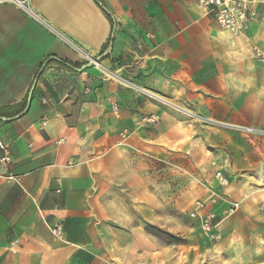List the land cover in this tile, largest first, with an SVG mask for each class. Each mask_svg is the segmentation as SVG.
<instances>
[{
	"label": "crops",
	"instance_id": "1",
	"mask_svg": "<svg viewBox=\"0 0 264 264\" xmlns=\"http://www.w3.org/2000/svg\"><path fill=\"white\" fill-rule=\"evenodd\" d=\"M254 47L264 22L229 34L196 0L0 2V139L19 178L0 176V264H133L152 245L125 194L147 201L148 157L215 158L234 197H264V136L239 129L264 131Z\"/></svg>",
	"mask_w": 264,
	"mask_h": 264
},
{
	"label": "rangeland",
	"instance_id": "2",
	"mask_svg": "<svg viewBox=\"0 0 264 264\" xmlns=\"http://www.w3.org/2000/svg\"><path fill=\"white\" fill-rule=\"evenodd\" d=\"M239 129L264 136L262 130ZM148 158L157 167L143 170L138 193L147 201L125 194L131 208L126 225L138 227L152 245V250L131 251L133 264H264L263 196L234 197L227 165L215 158L174 170ZM151 197L156 208L149 207Z\"/></svg>",
	"mask_w": 264,
	"mask_h": 264
},
{
	"label": "built area",
	"instance_id": "3",
	"mask_svg": "<svg viewBox=\"0 0 264 264\" xmlns=\"http://www.w3.org/2000/svg\"><path fill=\"white\" fill-rule=\"evenodd\" d=\"M2 1L6 0H0V2ZM15 1L20 6H23L25 2V0ZM196 3L206 14L212 15L221 28L233 35H244L249 23L253 20L264 22V0H196ZM253 55L264 64V50L254 47ZM88 60L96 63L91 57H88ZM113 109L115 110L116 107L114 106ZM143 120L150 122L156 119L154 116H149ZM242 129L249 132L257 130L251 126H243ZM10 163L11 155L8 143L0 139V176L18 181L19 178L9 172ZM49 229L55 237H61L62 226L60 224H55Z\"/></svg>",
	"mask_w": 264,
	"mask_h": 264
},
{
	"label": "water",
	"instance_id": "4",
	"mask_svg": "<svg viewBox=\"0 0 264 264\" xmlns=\"http://www.w3.org/2000/svg\"><path fill=\"white\" fill-rule=\"evenodd\" d=\"M50 60H57V61H60V59L56 58V57H48L42 64L41 66V70L45 67V65L50 61ZM94 60H98V59H94ZM90 63H87V66H89ZM35 83H36V80L34 81V83L32 84L30 90H29V93H28V96H27V102H29L30 98H31V95H32V92H33V89H34V86H35ZM263 176H264V169H263Z\"/></svg>",
	"mask_w": 264,
	"mask_h": 264
},
{
	"label": "bare ground",
	"instance_id": "5",
	"mask_svg": "<svg viewBox=\"0 0 264 264\" xmlns=\"http://www.w3.org/2000/svg\"><path fill=\"white\" fill-rule=\"evenodd\" d=\"M226 31V30H225ZM228 32V31H227ZM230 34V33H229Z\"/></svg>",
	"mask_w": 264,
	"mask_h": 264
}]
</instances>
